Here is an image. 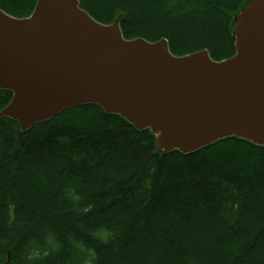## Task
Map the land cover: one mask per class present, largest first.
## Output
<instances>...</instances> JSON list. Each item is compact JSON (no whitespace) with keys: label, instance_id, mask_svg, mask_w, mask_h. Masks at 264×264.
<instances>
[{"label":"trees","instance_id":"16d2710c","mask_svg":"<svg viewBox=\"0 0 264 264\" xmlns=\"http://www.w3.org/2000/svg\"><path fill=\"white\" fill-rule=\"evenodd\" d=\"M246 1L79 0L103 23L123 13L126 38L215 61L234 55ZM36 2L0 8L25 17ZM12 97L0 89V111ZM0 264H264V147L228 137L161 154L149 129L92 104L25 132L0 117Z\"/></svg>","mask_w":264,"mask_h":264},{"label":"water","instance_id":"95a60500","mask_svg":"<svg viewBox=\"0 0 264 264\" xmlns=\"http://www.w3.org/2000/svg\"><path fill=\"white\" fill-rule=\"evenodd\" d=\"M34 12L18 19L0 9V89L13 92L0 117L26 130L66 109L97 104L149 129L161 154L192 153L228 137L264 147V97L257 89L264 83V0H247L234 14L237 55L222 61L207 48L176 56L168 40H127L123 13L103 23L79 0H38Z\"/></svg>","mask_w":264,"mask_h":264},{"label":"rangeland","instance_id":"374dc122","mask_svg":"<svg viewBox=\"0 0 264 264\" xmlns=\"http://www.w3.org/2000/svg\"><path fill=\"white\" fill-rule=\"evenodd\" d=\"M38 1V0H37ZM37 3V2H36ZM36 6V5H35ZM1 9V8H0ZM35 9V8H34ZM2 11H4L5 13H7L8 15H11V16H13V17H15V18H18V19H26V18H31L33 15H34V10L32 11V13L30 14V15H28V16H25V17H19V16H15V15H12V14H10V13H8V12H6L5 10H3V9H1ZM113 22V21H112ZM112 22H110V23H112ZM106 25H110V24H106ZM122 30V29H121ZM122 32H123V30H122ZM124 33V32H123ZM124 37H125V35H124ZM136 38H143V39H145L147 42H152V43H154V42H159V41H161V40H168L167 38H165V37H163V38H159V39H157L156 41H154L155 39H153V40H151V39H149V38H147V37H144V36H142V37H134V38H126L125 37V39H127V40H133V39H136ZM202 51V50H201ZM210 53V52H209ZM234 55H237V52H236V50H235V52H234ZM234 55H232L233 57H234ZM232 56H230L229 58H231ZM92 105H96V106H99V105H97V104H92ZM114 115H116V114H114Z\"/></svg>","mask_w":264,"mask_h":264},{"label":"bare ground","instance_id":"6f19581e","mask_svg":"<svg viewBox=\"0 0 264 264\" xmlns=\"http://www.w3.org/2000/svg\"><path fill=\"white\" fill-rule=\"evenodd\" d=\"M170 51H171V49H170ZM171 53H172V51H171ZM173 54V53H172ZM188 55V54H187ZM184 56H186V55H184ZM178 80H181V79H178ZM182 82H183V80H182ZM156 83L158 84L157 86L159 87V88H163V86L162 85H164V80L162 79V77H159V76H157L156 77ZM193 85H195V84H193ZM263 88H264V83H260V84H258L257 85V89L263 94V97H264V90H263ZM182 89H185V86L182 88ZM182 93L183 92H181V95H182ZM10 104V103H9ZM8 104V105H9ZM7 105V106H8ZM6 106V107H7ZM5 107V108H6ZM62 112V111H61ZM59 114V113H58ZM57 115V114H56ZM55 116V115H54ZM8 117V116H7ZM53 117V116H52ZM52 117H50V118H48V119H51ZM9 118H11V117H9ZM11 119H13V118H11ZM48 119H46V120H48ZM13 120H15V119H13ZM15 121H17L18 123H19V125H20V128H21V124H20V122L18 121V120H15ZM43 121H45V120H43ZM40 122H42V121H40ZM37 123H39V122H37ZM36 124V123H35ZM34 125V124H33ZM32 125V126H33ZM29 129V128H28ZM28 129H26V130H23L22 128H21V130L23 131V132H25V131H27ZM188 143H190V142H188ZM229 218V217H228Z\"/></svg>","mask_w":264,"mask_h":264}]
</instances>
